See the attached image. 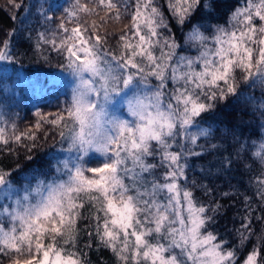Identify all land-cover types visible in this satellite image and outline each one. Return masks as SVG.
I'll return each mask as SVG.
<instances>
[{"label": "snow or ice", "instance_id": "1", "mask_svg": "<svg viewBox=\"0 0 264 264\" xmlns=\"http://www.w3.org/2000/svg\"><path fill=\"white\" fill-rule=\"evenodd\" d=\"M223 7L72 0L56 15L41 3L35 27L0 35V62L18 63L26 41L72 78L58 110L24 129L0 99V154L16 156L0 167V264H92L93 249L113 264H264V141L249 150L219 119L236 101L264 129V0ZM56 137L67 155L30 168ZM241 168L255 174L253 194L222 233Z\"/></svg>", "mask_w": 264, "mask_h": 264}, {"label": "trees", "instance_id": "2", "mask_svg": "<svg viewBox=\"0 0 264 264\" xmlns=\"http://www.w3.org/2000/svg\"><path fill=\"white\" fill-rule=\"evenodd\" d=\"M16 2L21 3L22 6L13 8L9 0H0V35L8 31L14 24L16 27H25L26 25L35 27L37 8L41 3L46 8L51 5L56 15H60L61 11L72 0H16ZM240 2L242 4L243 0H240ZM221 3L224 6L222 11L227 12L228 7L236 4L237 0H221ZM29 12H31V15H29ZM14 16L16 20L12 19ZM225 19L226 17L222 18L221 23H224ZM19 21L23 23H19ZM109 29L119 33L122 26L112 24L109 25ZM13 52L19 58L18 63L0 62V99L6 97L5 103L9 106L7 111L10 114H19L17 123L20 129H24L37 121L35 115L37 111L55 113L58 110V106L70 97V86L65 84L66 80L64 78H68L70 81L72 78L58 66V58L55 53H52L51 60L45 63L34 51L32 45L26 41H17ZM256 95L259 97V89H257ZM219 119H223L228 128H236V135L240 137L241 141H247L249 150H251L253 142H256L258 146L261 141H264V135H262L264 129L260 128L259 112L253 113V109L249 105L233 101L229 107L222 108V115ZM208 124H211L214 129L217 127L224 128V125L219 124L218 120L212 118H209L205 126ZM50 135L55 136V131L52 130ZM58 139L56 137L54 141L50 138L47 143L41 141L44 146L38 149L36 162L25 163H28L30 168L47 170L50 163L55 164L57 159H62L67 155L60 151ZM54 143L56 147H53ZM19 154L21 156L24 154L23 148L20 149ZM15 161V155L9 157L6 151L0 154V167L14 166ZM195 167H199V162ZM194 174L190 173L189 175ZM250 181L255 182L254 173H246L242 168L234 173L232 183L236 187L231 194L236 198L227 202L226 218L220 222L222 233L225 226L228 229L233 227L232 221L234 218L238 220L236 213L237 209L241 207L240 196L244 193L249 196L253 194ZM16 182L18 184L23 183V177H17ZM220 184L227 189V185L223 181ZM87 258L92 261V264H113L114 262V257L109 251L97 252L93 249L89 252Z\"/></svg>", "mask_w": 264, "mask_h": 264}, {"label": "rangeland", "instance_id": "3", "mask_svg": "<svg viewBox=\"0 0 264 264\" xmlns=\"http://www.w3.org/2000/svg\"><path fill=\"white\" fill-rule=\"evenodd\" d=\"M66 80L65 84L70 86V80L68 78H64ZM70 88V87H69ZM94 159L96 158L95 156L93 157ZM6 202V201H5Z\"/></svg>", "mask_w": 264, "mask_h": 264}]
</instances>
